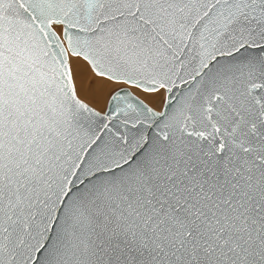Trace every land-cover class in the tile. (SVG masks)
<instances>
[{
    "label": "snow or ice",
    "instance_id": "1",
    "mask_svg": "<svg viewBox=\"0 0 264 264\" xmlns=\"http://www.w3.org/2000/svg\"><path fill=\"white\" fill-rule=\"evenodd\" d=\"M0 264H264V0H0Z\"/></svg>",
    "mask_w": 264,
    "mask_h": 264
}]
</instances>
